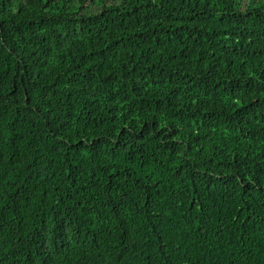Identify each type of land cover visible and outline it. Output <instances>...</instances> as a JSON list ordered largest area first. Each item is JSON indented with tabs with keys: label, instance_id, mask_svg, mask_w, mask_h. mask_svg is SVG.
<instances>
[{
	"label": "trees",
	"instance_id": "obj_1",
	"mask_svg": "<svg viewBox=\"0 0 264 264\" xmlns=\"http://www.w3.org/2000/svg\"><path fill=\"white\" fill-rule=\"evenodd\" d=\"M0 264H264V0H0Z\"/></svg>",
	"mask_w": 264,
	"mask_h": 264
}]
</instances>
